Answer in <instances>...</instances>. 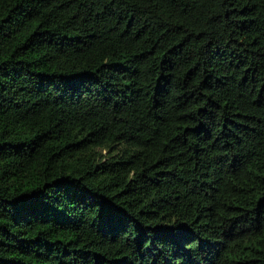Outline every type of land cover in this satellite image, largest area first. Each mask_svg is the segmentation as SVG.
Listing matches in <instances>:
<instances>
[{
  "label": "trees",
  "instance_id": "trees-1",
  "mask_svg": "<svg viewBox=\"0 0 264 264\" xmlns=\"http://www.w3.org/2000/svg\"><path fill=\"white\" fill-rule=\"evenodd\" d=\"M264 264V0H0V264Z\"/></svg>",
  "mask_w": 264,
  "mask_h": 264
},
{
  "label": "snow or ice",
  "instance_id": "snow-or-ice-1",
  "mask_svg": "<svg viewBox=\"0 0 264 264\" xmlns=\"http://www.w3.org/2000/svg\"><path fill=\"white\" fill-rule=\"evenodd\" d=\"M169 264H171V262H169Z\"/></svg>",
  "mask_w": 264,
  "mask_h": 264
}]
</instances>
